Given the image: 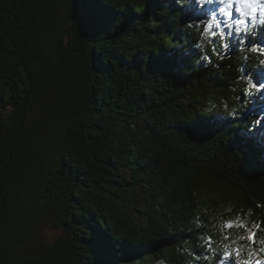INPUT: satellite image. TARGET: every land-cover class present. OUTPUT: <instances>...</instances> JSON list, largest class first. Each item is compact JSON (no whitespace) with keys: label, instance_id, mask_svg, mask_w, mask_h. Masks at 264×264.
I'll return each mask as SVG.
<instances>
[{"label":"trees","instance_id":"trees-1","mask_svg":"<svg viewBox=\"0 0 264 264\" xmlns=\"http://www.w3.org/2000/svg\"><path fill=\"white\" fill-rule=\"evenodd\" d=\"M194 5L0 0V264H216L221 214L264 220V28L225 52Z\"/></svg>","mask_w":264,"mask_h":264},{"label":"snow or ice","instance_id":"snow-or-ice-1","mask_svg":"<svg viewBox=\"0 0 264 264\" xmlns=\"http://www.w3.org/2000/svg\"><path fill=\"white\" fill-rule=\"evenodd\" d=\"M193 3L201 10L206 5H215L207 11L206 20L189 24V27L197 28L200 39L209 45H214L218 37L219 46L226 47L224 41L228 37H251L257 25L264 28V0H193ZM248 44L251 51L264 55V41L249 40ZM260 64L262 66L255 70L254 75L245 74L249 86L254 89L249 93V103L264 112V61ZM256 125H264V115L257 117ZM248 131L254 132L255 129L249 126ZM250 215V210L245 215L237 212L234 217L221 214L213 225L218 229L219 238L201 234L204 246L213 253L216 264H264V236L258 235L264 231V220L249 224L247 216ZM196 256L199 258L200 254L196 253ZM204 258L208 259L207 256Z\"/></svg>","mask_w":264,"mask_h":264},{"label":"rangeland","instance_id":"rangeland-1","mask_svg":"<svg viewBox=\"0 0 264 264\" xmlns=\"http://www.w3.org/2000/svg\"><path fill=\"white\" fill-rule=\"evenodd\" d=\"M214 7L215 5H206L205 8L201 10L197 5H194L193 9L199 16H202V18H206L207 11ZM236 39H238V36H232L226 39L227 46L225 47V52L229 50V46H230L229 41H236ZM259 41H262V40L259 39ZM245 42H247V38L245 39ZM249 111L251 115L252 114H258L260 116L264 115V112H262V110L258 107L252 106ZM258 129L263 130L264 125L258 127ZM65 233H66V230L58 222L53 221V220L52 221H42L35 232L36 246L34 248V251L38 252L44 246L53 244L58 238L64 236Z\"/></svg>","mask_w":264,"mask_h":264}]
</instances>
